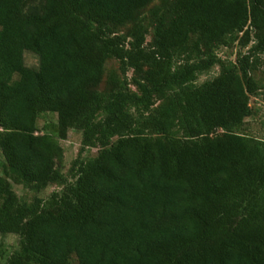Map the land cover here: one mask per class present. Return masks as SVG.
Listing matches in <instances>:
<instances>
[{"label":"trees","instance_id":"16d2710c","mask_svg":"<svg viewBox=\"0 0 264 264\" xmlns=\"http://www.w3.org/2000/svg\"><path fill=\"white\" fill-rule=\"evenodd\" d=\"M155 1L0 0V235L20 238L4 264H264V140L243 131L264 0H161L147 42ZM237 36L227 68L214 51ZM71 129L97 155L68 184ZM12 183L64 189L28 204Z\"/></svg>","mask_w":264,"mask_h":264},{"label":"rangeland","instance_id":"374dc122","mask_svg":"<svg viewBox=\"0 0 264 264\" xmlns=\"http://www.w3.org/2000/svg\"><path fill=\"white\" fill-rule=\"evenodd\" d=\"M161 0H156L141 14V18L144 21L145 26L148 29L146 41L150 42L152 38V27L150 11L156 6L160 5ZM130 30V26H126L116 30V32L125 37ZM244 39L241 36H237L229 40L227 46H219L215 49V54L220 60L221 64L230 68L237 62V59L248 52L249 46L243 45ZM256 64L251 70V76L257 82L259 87L264 86V54L257 56L254 60ZM25 65L31 68H37L38 60L35 55L30 52L24 53ZM107 73L117 71L118 62L115 60L110 61L107 64ZM220 73V67L218 65L212 67L210 70L197 75L195 84L200 85L203 82L213 80ZM128 77L131 76V72H128ZM133 89V88H132ZM264 89H260L258 94L250 97L251 116L245 120L243 131L251 137L264 140ZM57 117L54 114H43L40 116L37 126L40 132H44L46 125L50 123H56ZM82 132L79 130L71 129L68 131L66 139L60 141L63 148V159L57 165L58 171H60L67 179V183H73L75 181L74 172L71 173L73 162L76 159L88 160L97 155V150L93 148H82ZM3 164V159L0 153V171ZM13 184V183H12ZM64 186L53 184L43 191L36 192L30 186H24L19 184H13V190L19 200L23 203H31L35 198L42 201L47 200L53 193H62ZM19 236L13 234L0 235V264H4L9 257H11L19 249Z\"/></svg>","mask_w":264,"mask_h":264}]
</instances>
